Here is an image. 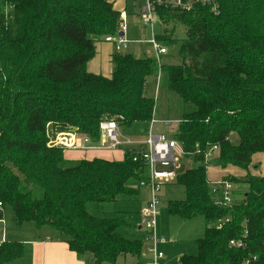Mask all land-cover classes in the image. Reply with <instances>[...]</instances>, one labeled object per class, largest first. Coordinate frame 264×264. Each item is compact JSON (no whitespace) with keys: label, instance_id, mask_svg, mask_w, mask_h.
<instances>
[{"label":"trees","instance_id":"16d2710c","mask_svg":"<svg viewBox=\"0 0 264 264\" xmlns=\"http://www.w3.org/2000/svg\"><path fill=\"white\" fill-rule=\"evenodd\" d=\"M215 1V13L204 5L156 7L163 26L157 41L179 42L181 55L180 63L160 66L161 78L193 107L172 135L193 165L177 175L174 183L185 196L168 200L167 210L182 220L202 216L205 223L197 253L181 255L178 264H264V174L246 173L242 197L217 205L204 163L208 154L211 165L247 172L252 156L264 153V0ZM121 19L109 0H0V220L9 205L17 224L51 227L93 264H116L127 255L140 264L143 240L118 232L126 221L94 216L86 204L137 200L145 168L131 151L119 161L68 165L64 148L49 144L47 128L94 143L105 119L122 129H147L155 99L145 90L156 59L115 53L111 77L86 68L94 43L115 35ZM176 24L186 28L183 38L174 35ZM23 251L22 242L1 240L0 264Z\"/></svg>","mask_w":264,"mask_h":264},{"label":"rangeland","instance_id":"374dc122","mask_svg":"<svg viewBox=\"0 0 264 264\" xmlns=\"http://www.w3.org/2000/svg\"><path fill=\"white\" fill-rule=\"evenodd\" d=\"M144 2V0H125L126 11L128 13L127 21V39L128 46L127 49H130L132 42L139 44L140 47L148 48L150 51H154L152 44L149 42L151 34L149 27L145 26L141 19L138 16V7ZM163 26L155 25V34ZM171 25H168L170 28ZM175 36L180 39L185 36L186 28L184 25L176 24L175 25ZM103 41V40H101ZM99 42V41H98ZM179 42L167 46V53L161 55V60L164 63L163 65L178 64L181 62V55L179 54ZM124 50V48H122ZM158 72V71H157ZM161 73V72H160ZM156 74L152 78H148V85L145 90V94L151 96L155 99V114L153 119V128L156 133H164L165 135L172 137L174 130L178 125V120L182 117L183 113L190 111L193 107L191 105H185L178 95L169 89L166 78L163 76L160 77L158 81V87L156 89L157 80L155 78ZM156 92V93H155ZM164 120L171 121L170 123H165ZM144 125L138 124L133 126L130 129H122L120 131L123 136L133 138L137 141L144 138L145 131L143 129ZM148 127V126H146ZM145 127V128H146ZM142 128V129H141ZM140 129V130H139ZM50 139L52 133L50 128H47ZM49 139V141H50ZM234 143L238 142V137L234 135L232 137ZM52 141V140H51ZM100 146L106 148L107 143L105 140L100 139L97 141ZM49 144H52L49 142ZM142 142L139 143V146H142ZM53 145V144H52ZM74 151V150H73ZM212 149L211 153L213 157L217 155V150ZM79 153L81 150L78 151ZM78 160H72L68 162V165L76 163ZM179 165L180 168L178 173H182L185 169L193 165L192 160L179 156ZM246 173L252 175L264 174V153H256L252 156L251 162L247 168V172L239 167L234 165H227L226 168H221L215 164L206 165V175L209 177H218L219 175H225L224 177H233V190H232V199L238 200L247 190V185L243 181V178ZM157 197L160 200L159 206V215L157 217V233L163 238V241L158 244V249L162 251L163 257L158 261L159 264H178L179 256L183 254L195 255L197 253L196 238L203 235L205 223L202 216H194L187 220H182L181 218L171 216L167 210V202L170 199H183L185 196L184 187L180 184H165L161 185L159 190L156 192ZM141 204L136 201L130 202V200H117V201H108L101 203H87L86 210L98 217L105 216H117L121 217L126 221V225H122L118 228V232L126 239L134 240L139 239L144 242V249L149 244L147 236L149 232L145 228H138V224H141L142 217L139 214ZM4 223L0 224V237L2 234L7 233L8 240H18V238H24L26 236L29 225H32L29 222H24L22 224H17L13 218V210L9 205H6L4 208ZM142 225V224H141ZM11 238V239H10ZM151 255L146 254L142 255L140 258V264H147L151 261ZM122 258H118L117 264L122 263ZM127 264H139L137 259L133 256L127 255L126 257Z\"/></svg>","mask_w":264,"mask_h":264},{"label":"built area","instance_id":"2783aa9c","mask_svg":"<svg viewBox=\"0 0 264 264\" xmlns=\"http://www.w3.org/2000/svg\"><path fill=\"white\" fill-rule=\"evenodd\" d=\"M204 5L209 7L213 13L218 11V5L215 0H144L139 5V18L141 22L149 27L151 38L149 42L152 44L156 52V63L158 73L155 78L158 81L161 77L160 64L158 62L159 54L165 53L166 48L157 41L155 34V25L157 24V6L165 8H177L185 11L192 10L195 6ZM127 30V22L125 14H122L121 22L118 26V32L115 35H108L104 41H113L118 45L126 46L128 40L124 34ZM120 33H122L120 35ZM156 93V92H155ZM154 116V114H153ZM155 119L152 118L145 130L144 138L137 141L130 137L122 135L119 126L113 119H105L100 123L99 133L100 139L107 143L106 149H122L132 152V160L143 164L146 174L138 182V187L146 191L145 201L140 209L142 217V225L149 232L147 239L150 241L145 248V255H151V261L147 264H159L158 261L163 257L162 251L158 249V244L163 241V238L157 233V217L159 215L160 200L156 195L161 185L175 182L180 168L179 156H183V150L180 144L172 137L164 133H156L153 128ZM165 123H170L169 120H164ZM83 142H89L86 137H82ZM143 143L139 146V143ZM51 143V141H50ZM53 145H57L52 143ZM99 144V143H98ZM136 147V148H135ZM217 150V146L213 147ZM208 154H205L204 163H211ZM212 186V191L217 205H230L232 202L233 183L224 180V177L209 182ZM1 206V203H0ZM1 221V220H0ZM222 221L216 223L218 227L222 226ZM231 245H238L234 240H230Z\"/></svg>","mask_w":264,"mask_h":264},{"label":"crops","instance_id":"0c3cea01","mask_svg":"<svg viewBox=\"0 0 264 264\" xmlns=\"http://www.w3.org/2000/svg\"><path fill=\"white\" fill-rule=\"evenodd\" d=\"M109 1L113 4L115 9L120 11L122 14H125L126 22H127L128 13L126 11L125 0H109ZM138 16H139V12H138ZM127 30H128V26H127ZM127 30L124 34L126 39H127V35H126ZM128 43L129 42H127L126 46H122V45H118L116 42L113 41L103 40V41L95 42L94 43L95 54L93 58H91L87 62L86 64L87 70L91 73L102 75L104 77H111L113 72L115 71V62L113 61V56L115 53H131L135 57L156 58L155 50L152 52L148 48H143L140 47L139 45L138 46L134 45V44H139L140 42L137 43L132 42L133 46H131L130 49H127L128 46L131 44ZM164 47L166 48V46ZM122 48H124V50H122ZM166 53H167V48L165 53L159 54L158 62L160 65L164 64L161 60V55ZM157 71L156 74L158 73ZM155 109H154V114L156 111ZM50 141L51 143L61 145L64 148V157L68 161L80 160V159H92V158H103L107 160L119 161L123 159L125 153L122 149H106L100 146L98 142L95 143L90 141L83 142L82 137L74 133H56L52 135ZM79 150H81L80 153L78 152ZM224 176L225 175L222 174L215 178H213L214 176L209 177L210 178L209 180L210 181L216 180ZM170 184H174V182ZM146 194L147 193L145 190L140 189L138 199L131 200L130 202L132 201L138 202L139 204H141L140 206L141 209L145 201ZM140 209H139V214H140ZM1 223H4L3 218L0 221V224ZM141 224L140 225L138 224V228L140 229L143 227V225ZM29 228L30 229H28L27 234L26 236H24V238H18V240H13V241H20L24 244V251L22 256L6 264H93V260L89 254H78L72 251L65 241L58 238V236L51 227L43 226L41 228H36L32 224L29 225ZM6 232L9 233L8 230H6ZM7 233L1 235L0 241L8 240L9 234L6 235ZM198 238H196V240ZM142 255L143 256L145 255V249ZM126 257L127 256L121 257L123 260L121 264H127Z\"/></svg>","mask_w":264,"mask_h":264},{"label":"water","instance_id":"95a60500","mask_svg":"<svg viewBox=\"0 0 264 264\" xmlns=\"http://www.w3.org/2000/svg\"><path fill=\"white\" fill-rule=\"evenodd\" d=\"M122 33H120V35H121Z\"/></svg>","mask_w":264,"mask_h":264}]
</instances>
